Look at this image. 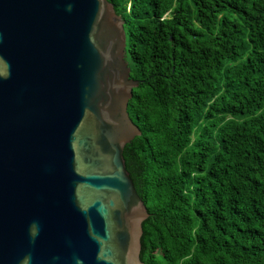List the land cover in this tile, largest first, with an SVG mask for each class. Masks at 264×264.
I'll return each mask as SVG.
<instances>
[{"label":"water","instance_id":"1","mask_svg":"<svg viewBox=\"0 0 264 264\" xmlns=\"http://www.w3.org/2000/svg\"><path fill=\"white\" fill-rule=\"evenodd\" d=\"M126 50L108 0H0V264H144Z\"/></svg>","mask_w":264,"mask_h":264},{"label":"trees","instance_id":"2","mask_svg":"<svg viewBox=\"0 0 264 264\" xmlns=\"http://www.w3.org/2000/svg\"><path fill=\"white\" fill-rule=\"evenodd\" d=\"M124 21L126 169L144 264H264V0H108Z\"/></svg>","mask_w":264,"mask_h":264}]
</instances>
